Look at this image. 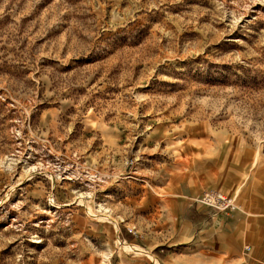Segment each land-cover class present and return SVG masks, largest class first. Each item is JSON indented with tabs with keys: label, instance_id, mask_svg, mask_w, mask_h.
Here are the masks:
<instances>
[{
	"label": "rangeland",
	"instance_id": "obj_1",
	"mask_svg": "<svg viewBox=\"0 0 264 264\" xmlns=\"http://www.w3.org/2000/svg\"><path fill=\"white\" fill-rule=\"evenodd\" d=\"M159 231L264 264V0H0V264H154Z\"/></svg>",
	"mask_w": 264,
	"mask_h": 264
},
{
	"label": "built area",
	"instance_id": "obj_2",
	"mask_svg": "<svg viewBox=\"0 0 264 264\" xmlns=\"http://www.w3.org/2000/svg\"><path fill=\"white\" fill-rule=\"evenodd\" d=\"M194 201L196 204L209 208L214 215L217 213L229 214L238 208V203L236 202L235 197L215 188L205 190L199 197H196ZM126 229L134 236L142 237L141 235H138L135 227L127 226ZM244 250L248 252L250 246H245Z\"/></svg>",
	"mask_w": 264,
	"mask_h": 264
},
{
	"label": "crops",
	"instance_id": "obj_3",
	"mask_svg": "<svg viewBox=\"0 0 264 264\" xmlns=\"http://www.w3.org/2000/svg\"><path fill=\"white\" fill-rule=\"evenodd\" d=\"M143 180H144V179H143ZM151 185H154V183L152 182V183L150 184V186H151ZM196 207H197V208L200 207V208H203V209H208V210H204V214H207L208 217H209V219L212 220V221H214L216 215H227V214H224V213H217V214H215V215L213 216V215H212V212H211V210H210L209 208H206V207H204V206H202V205H197ZM159 232H160V231H159ZM160 234H161V232H160V233H157V234H154V235H150V236H149V240H150V241H153V242L158 241L159 239H161ZM147 235H148V234H147ZM132 238H133V237H132ZM134 239H135V238H134ZM159 243H162V242H159V241H158V243L155 244V245H154V248L152 249V250H155V251L157 252V253H156V252H153V253H152V255H153V257H154V264L156 263L155 261H158L159 264H162L163 261L165 260V255H163L162 253H160L162 249L157 248V246H158ZM158 252H159V253H158Z\"/></svg>",
	"mask_w": 264,
	"mask_h": 264
}]
</instances>
